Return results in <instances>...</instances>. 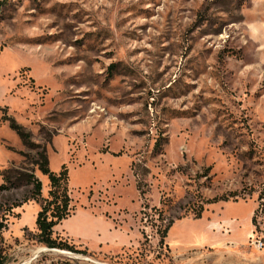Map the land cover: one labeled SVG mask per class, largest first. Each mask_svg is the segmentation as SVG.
Instances as JSON below:
<instances>
[{
    "label": "rangeland",
    "instance_id": "rangeland-1",
    "mask_svg": "<svg viewBox=\"0 0 264 264\" xmlns=\"http://www.w3.org/2000/svg\"><path fill=\"white\" fill-rule=\"evenodd\" d=\"M0 8V173L26 166L5 113L46 145L51 171L67 166L70 205L102 211L133 242L114 255L71 242L62 229L106 233L78 214L54 229L74 250L42 245L40 204L13 207L22 186L0 193L2 264H264V0Z\"/></svg>",
    "mask_w": 264,
    "mask_h": 264
},
{
    "label": "trees",
    "instance_id": "trees-1",
    "mask_svg": "<svg viewBox=\"0 0 264 264\" xmlns=\"http://www.w3.org/2000/svg\"><path fill=\"white\" fill-rule=\"evenodd\" d=\"M1 4L2 0H0V5ZM2 18L3 14L0 8V19ZM1 120L9 123L10 128L17 133L27 150L25 152H20V154L25 157L24 163L26 165L21 168L22 170L12 166L5 168L0 173L2 179L0 183V193L22 186L28 187V193L20 202L13 205V207H18L29 200H35L40 204V210L35 219L37 229L35 236L36 240L48 248L74 250L73 244H69L66 240L54 236V228L61 223L62 220L71 216L75 211V208L70 205L72 198L68 187L69 174L67 166L63 164L58 172L51 171L49 168L46 145L44 143L35 142L32 139L30 131L19 125L12 117L7 116L5 113H2ZM50 141L51 138L49 136L47 143H50ZM27 164L32 165V168H29ZM35 168L48 178L49 190L46 198L42 196V182L35 175ZM238 196L237 192L215 196L212 199L205 200V202L198 203L197 206L186 209L184 214L191 211L194 218H199L205 204L218 200H236ZM181 216L182 215L177 216L176 219ZM173 222L174 220L170 219L163 229L157 228V232L160 234V242L167 236L168 229ZM252 224L255 225V217L252 218ZM0 264H2L1 260Z\"/></svg>",
    "mask_w": 264,
    "mask_h": 264
},
{
    "label": "crops",
    "instance_id": "crops-1",
    "mask_svg": "<svg viewBox=\"0 0 264 264\" xmlns=\"http://www.w3.org/2000/svg\"><path fill=\"white\" fill-rule=\"evenodd\" d=\"M78 214L84 215L98 222L105 223L107 225L106 233L105 235H102L97 230L92 238H88L87 235L82 231H79V229L73 231L62 229L60 233L71 242L78 243L81 247H87L91 250L110 255L118 254L123 248H127L133 244L132 240L129 238L128 232L123 230L122 227L114 225L111 218L108 217L107 219V216H105L102 211L98 210V212H91L85 207L83 209L75 210L72 216H77ZM54 229H56V227ZM110 246H112L113 249H110Z\"/></svg>",
    "mask_w": 264,
    "mask_h": 264
},
{
    "label": "built area",
    "instance_id": "built-area-1",
    "mask_svg": "<svg viewBox=\"0 0 264 264\" xmlns=\"http://www.w3.org/2000/svg\"><path fill=\"white\" fill-rule=\"evenodd\" d=\"M256 246L260 249L262 248V246H264V243H262L261 241H258Z\"/></svg>",
    "mask_w": 264,
    "mask_h": 264
}]
</instances>
